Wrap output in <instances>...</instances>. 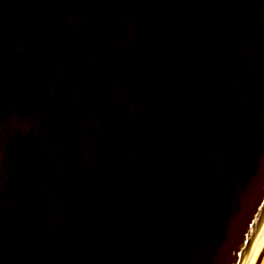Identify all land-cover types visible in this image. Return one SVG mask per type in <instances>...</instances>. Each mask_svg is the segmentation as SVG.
<instances>
[{
	"label": "water",
	"instance_id": "obj_1",
	"mask_svg": "<svg viewBox=\"0 0 264 264\" xmlns=\"http://www.w3.org/2000/svg\"><path fill=\"white\" fill-rule=\"evenodd\" d=\"M264 217V0H0V264H242Z\"/></svg>",
	"mask_w": 264,
	"mask_h": 264
},
{
	"label": "bare ground",
	"instance_id": "obj_2",
	"mask_svg": "<svg viewBox=\"0 0 264 264\" xmlns=\"http://www.w3.org/2000/svg\"><path fill=\"white\" fill-rule=\"evenodd\" d=\"M242 264H264V217Z\"/></svg>",
	"mask_w": 264,
	"mask_h": 264
}]
</instances>
